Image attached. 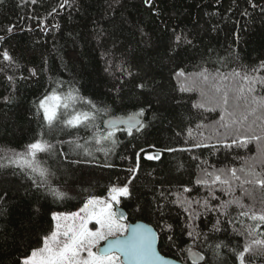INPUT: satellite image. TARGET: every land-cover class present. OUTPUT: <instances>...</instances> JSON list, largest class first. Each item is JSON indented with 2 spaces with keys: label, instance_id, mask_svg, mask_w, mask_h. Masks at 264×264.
Returning <instances> with one entry per match:
<instances>
[{
  "label": "trees",
  "instance_id": "1",
  "mask_svg": "<svg viewBox=\"0 0 264 264\" xmlns=\"http://www.w3.org/2000/svg\"><path fill=\"white\" fill-rule=\"evenodd\" d=\"M62 2L4 0L0 4V37L11 33L0 49H7L19 65L18 70H9L0 64L4 68L0 72V147L21 151L32 139L37 129L35 102L56 80L73 85L82 97L98 106H106L108 113L103 120L144 108L145 127L132 136L117 133L118 143L108 155L93 148V154L85 156L67 143L58 144L59 155L49 158L41 154L56 172V184L68 193L69 198L63 201L45 197L18 169L0 168V264H19L49 232L52 212L77 210L89 194L106 196L109 185L117 178L122 183L128 176L127 169L135 165L137 154L140 169L132 182L133 196L119 206L128 222L143 220L158 232L165 222L172 225L171 233L160 232L159 248L164 255L183 257L192 264L189 253L179 249L192 244L187 232L193 229L206 234L208 244L242 246L245 238L237 236L224 217H220V231L212 232L216 212L205 214L193 205L201 215L189 220L183 208L172 201L177 197L202 200L207 195V189L195 183L201 175V162L239 168L241 158L258 156L260 149L255 142L229 149L217 144L214 122L219 119L218 111L194 108L200 100L199 92L181 91L174 73L180 69L196 73L201 66L224 72L239 70L241 65L257 67L264 60V13L252 8L247 0H152V7L144 0H68L63 14L57 16L59 28L46 33L34 29L56 23ZM245 10L248 15L242 14ZM177 35L191 43L182 39L177 45ZM33 69L35 76L31 75ZM6 75L14 80L9 82ZM140 83L146 87L138 88ZM5 97L11 102L6 103ZM199 124L204 127L198 128ZM76 134L90 137L85 130ZM74 138L60 132L54 143ZM196 143L216 147H193ZM170 148L177 151H166ZM156 152H161L160 160L146 159ZM106 163L113 167H104ZM257 171H261L259 165ZM184 187L191 192L184 193ZM215 195L229 199L219 191ZM158 204L163 206V215L156 210ZM230 211L235 214V206ZM249 223L245 220V225ZM236 227L244 230L242 225ZM168 234L173 236L175 246L167 241ZM205 244L201 239L194 248L203 251L211 264H218ZM229 248H223L221 256L233 264ZM246 259L248 264H264V250L254 246Z\"/></svg>",
  "mask_w": 264,
  "mask_h": 264
},
{
  "label": "snow or ice",
  "instance_id": "2",
  "mask_svg": "<svg viewBox=\"0 0 264 264\" xmlns=\"http://www.w3.org/2000/svg\"><path fill=\"white\" fill-rule=\"evenodd\" d=\"M3 2L4 0H0V4ZM36 2L37 0H31L32 4ZM247 2L252 8H260L264 13L262 6L264 0L260 3L255 0H247ZM66 3L68 0H63L60 7L63 8ZM144 4L152 7V0H144ZM55 11L56 9H53V12ZM242 14L249 13L245 10ZM13 27L15 26L9 27L8 32H11ZM3 39L4 37H0V42ZM182 39L186 43H191L177 35L176 44L179 45ZM0 64L9 70L19 69L16 59L7 49H0ZM238 68L239 70L233 68L224 72L219 68L209 69L201 66L200 71L196 73H186L183 69L174 73L180 83L181 91L199 92L200 100L193 104L194 108L206 109L208 112L218 111L219 119L214 122L215 132L219 137L217 144L229 149L234 145L246 147L248 143L255 142L260 149L258 156L241 158L243 162L239 168L230 164L216 167L215 164H209L207 161L201 162L198 165L201 175L195 183L207 189V195L202 200L177 197L172 201L183 208L189 220H195L201 215L193 205L202 209L205 214L209 211L216 212L217 220L211 229L212 232L220 231V217H224L229 225H233L236 235L245 238L242 246L229 248L223 242L208 244L206 234L195 229L190 230L187 235L191 238L192 244L179 251L190 253L192 264H201V262L211 264L203 251L193 250L201 239L206 242L204 246L211 249L218 264H228V261L221 256L223 248H229L233 254V264H248L246 257L253 252L254 246L264 250V231L261 230L264 228V60L251 69L242 65ZM3 71L4 68L0 67V72ZM30 71L32 76L36 75L34 69ZM127 74L132 75L131 72ZM6 79L12 82L14 77L6 75ZM137 87L143 89L146 85L140 83ZM4 100L6 103L11 102L9 97H5ZM35 108L37 117L35 135L21 151L10 149L0 157V161H7L6 164L0 162V168L11 166L18 169L20 174L31 182L33 188L45 197H51L55 202L68 199L69 196L56 184L58 179L56 172L47 165L41 154L49 158L59 155L58 144L67 143L73 151L85 156H91L93 148L108 155L118 143L117 133L125 132L132 136L134 131L139 133L145 127L142 120L145 115L144 108L126 118L104 121L103 117L108 113L106 106H98L82 97L79 89L73 85H66L65 82L58 80L52 81L49 89L35 102ZM98 120L101 123L98 124ZM102 124L106 126L102 127ZM197 127L204 125L199 124ZM68 130H76V132ZM80 130L90 132V137H79L76 133ZM60 132H66L67 135L75 138L54 143L57 133ZM193 147L215 148L216 145L196 143ZM166 151L177 150L170 148ZM146 159L160 160L161 152L148 154ZM257 165L261 171H257ZM104 167L111 168L113 165L106 163ZM139 169V154H137L135 165L127 169L128 176L122 183L117 178V182L109 185L106 196L101 198L89 194L83 206L77 211L52 212V227L49 232L40 238L38 244L30 249L19 264H169L168 259L161 255L157 245L160 232L171 233L172 225L165 222L160 226V232H157L142 223L132 224L126 222L127 216L116 207L122 200L132 198V182L136 179ZM217 191L226 194L229 199L222 200L215 195ZM237 191L239 195H236ZM183 192H191V189L184 187ZM164 196L165 192L162 191L161 197ZM2 200L3 197H0V201ZM212 200L218 203L215 205L210 203ZM245 200L248 203H245ZM232 206H235V214L230 211ZM156 210L163 215L161 204L157 205ZM137 211L140 209L137 208ZM0 214H3L2 209ZM245 220L251 223L245 225ZM237 224L244 226V230L237 228ZM89 225L93 226L89 227ZM166 239L175 246L171 234H168ZM101 242H104L103 246ZM175 264H187V261L181 257L175 261Z\"/></svg>",
  "mask_w": 264,
  "mask_h": 264
},
{
  "label": "water",
  "instance_id": "3",
  "mask_svg": "<svg viewBox=\"0 0 264 264\" xmlns=\"http://www.w3.org/2000/svg\"><path fill=\"white\" fill-rule=\"evenodd\" d=\"M67 4H68V3H66V4L64 5V7L61 9V12H60V13L56 14V16H55V22H56V23H53V24L47 25V26H45V27H44L43 25L40 24V25H37L34 29L39 28V29L42 30L44 33H46V32H48L51 28L56 29V28H57L56 25L60 26V25H59V21H58V19H57V16L63 14V12H64L65 7L67 6ZM58 28H59V27H58ZM34 29H32V30H34ZM10 34H11V33H10ZM10 34L5 35V36H2V37H4V39H5V38H7ZM0 46H1V42H0ZM131 114H132V113H131ZM129 115H130V114H128V115H112V116H109V117L105 118L104 121H107L108 119L126 118V117H128ZM142 120H143V119H142ZM104 126H106V125H104ZM117 207H118L119 210L121 211V207H120V206H117ZM121 212H122V211H121ZM126 222H128V221H126ZM130 223H132V224H135V223H142V224H145V225H148V226L154 228V229L157 231V229H156L152 224H150V223H148V222H146V221H143V220H139V221H137V222H130ZM157 232H158V231H157ZM159 242H160V239H159ZM159 242H158L157 247H158V250L160 251V248H159ZM101 246H103V243L101 244ZM193 250L196 251V252H199V251L196 250L195 248H194ZM160 253H161L162 256H164L166 259H168L169 264H175V261L178 260V259H176V258H173V257H170V256H166V255H164L161 251H160ZM190 255H191V254L189 253V257H190ZM190 260H191V259H190Z\"/></svg>",
  "mask_w": 264,
  "mask_h": 264
},
{
  "label": "rangeland",
  "instance_id": "4",
  "mask_svg": "<svg viewBox=\"0 0 264 264\" xmlns=\"http://www.w3.org/2000/svg\"><path fill=\"white\" fill-rule=\"evenodd\" d=\"M8 150H10V149H7V148H4V147H0V157H2ZM16 151H18V150H16ZM0 162H3V163H7V161L5 160V161H0ZM101 198H103V197H101ZM117 207V206H116ZM78 210V209H77ZM77 210H74V211H77ZM74 211H71V212H74ZM55 212H62V211H55ZM93 225H89V227H92ZM101 244H102V242H101Z\"/></svg>",
  "mask_w": 264,
  "mask_h": 264
}]
</instances>
